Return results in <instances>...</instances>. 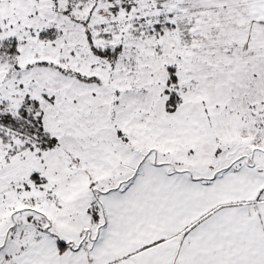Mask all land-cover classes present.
<instances>
[{"label": "snow or ice", "instance_id": "snow-or-ice-1", "mask_svg": "<svg viewBox=\"0 0 264 264\" xmlns=\"http://www.w3.org/2000/svg\"><path fill=\"white\" fill-rule=\"evenodd\" d=\"M0 264H264V0H0Z\"/></svg>", "mask_w": 264, "mask_h": 264}]
</instances>
